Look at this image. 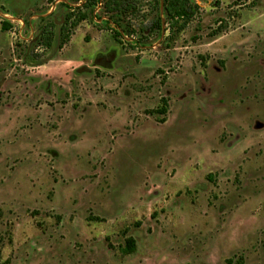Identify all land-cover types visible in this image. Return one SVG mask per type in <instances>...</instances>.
<instances>
[{
	"label": "rangeland",
	"instance_id": "374dc122",
	"mask_svg": "<svg viewBox=\"0 0 264 264\" xmlns=\"http://www.w3.org/2000/svg\"><path fill=\"white\" fill-rule=\"evenodd\" d=\"M85 1L0 0V264H264V0Z\"/></svg>",
	"mask_w": 264,
	"mask_h": 264
},
{
	"label": "trees",
	"instance_id": "16d2710c",
	"mask_svg": "<svg viewBox=\"0 0 264 264\" xmlns=\"http://www.w3.org/2000/svg\"><path fill=\"white\" fill-rule=\"evenodd\" d=\"M98 0H86L83 3L82 9H79L77 12H69L63 21L61 27V37H60V47L63 48L70 41L74 35L76 29L80 24L87 20L88 15L86 9L93 6ZM161 2V0H159ZM163 9L166 14V24L169 26V30L172 32H180L188 27L191 21L196 17L199 11V5L194 3L193 0H162ZM126 0L116 1L109 0L107 2V7L112 11H120L118 8L127 6ZM114 6V7H113ZM111 7V8H110ZM117 7V8H116ZM7 24H4V28L7 29ZM156 28L162 30L163 28V19L159 18L155 22ZM55 36V25L51 23L46 25L40 36V44L45 48L49 49L52 47L53 39ZM115 39L118 42H121L119 38L122 37L121 31H114ZM160 114H166V109L163 108L160 111ZM136 250V241L133 237H129L125 241V245L121 248V251L130 255ZM1 258V251H0Z\"/></svg>",
	"mask_w": 264,
	"mask_h": 264
}]
</instances>
